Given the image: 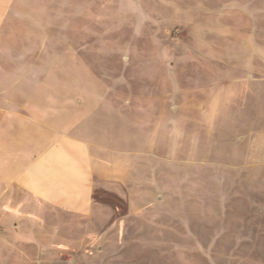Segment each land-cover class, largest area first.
Masks as SVG:
<instances>
[{
  "label": "rangeland",
  "instance_id": "374dc122",
  "mask_svg": "<svg viewBox=\"0 0 264 264\" xmlns=\"http://www.w3.org/2000/svg\"><path fill=\"white\" fill-rule=\"evenodd\" d=\"M13 25L26 73L72 74L103 200L1 264H264V0H26Z\"/></svg>",
  "mask_w": 264,
  "mask_h": 264
},
{
  "label": "crops",
  "instance_id": "0c3cea01",
  "mask_svg": "<svg viewBox=\"0 0 264 264\" xmlns=\"http://www.w3.org/2000/svg\"><path fill=\"white\" fill-rule=\"evenodd\" d=\"M25 1L0 0V260L54 253L58 240L79 242L103 200L99 157L73 112L72 74L26 73L41 47L13 25Z\"/></svg>",
  "mask_w": 264,
  "mask_h": 264
}]
</instances>
